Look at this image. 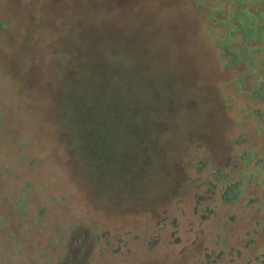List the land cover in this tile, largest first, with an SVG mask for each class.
I'll use <instances>...</instances> for the list:
<instances>
[{
    "label": "rangeland",
    "instance_id": "1",
    "mask_svg": "<svg viewBox=\"0 0 264 264\" xmlns=\"http://www.w3.org/2000/svg\"><path fill=\"white\" fill-rule=\"evenodd\" d=\"M204 20L179 0H0V236L26 255L6 243L0 264L261 263L264 203L248 204L264 197V130L232 96L245 69L222 63L225 29ZM121 77L132 112L107 98ZM90 89L104 94L81 105Z\"/></svg>",
    "mask_w": 264,
    "mask_h": 264
},
{
    "label": "trees",
    "instance_id": "2",
    "mask_svg": "<svg viewBox=\"0 0 264 264\" xmlns=\"http://www.w3.org/2000/svg\"><path fill=\"white\" fill-rule=\"evenodd\" d=\"M181 3L188 4L189 6L194 7V10L202 17H206V20H204L207 31L210 36L215 35L216 30H224V37L221 42V53L220 57L223 60L222 63L228 67L229 64L231 67L237 68H244L245 70L243 72L240 71L239 73V79L236 82L235 90L232 96L235 94L239 95H245V104L241 105L238 109L239 112L244 113L242 116V119L244 121H249L250 119H254L258 122L259 127L257 128L258 134H261V132L264 130V111L261 110L259 106L256 105L257 100H264V0H227V7L225 9L221 7H214V6H207L205 5L206 0H179ZM233 6V8L229 9L230 5ZM225 10V11H224ZM227 11V12H226ZM223 12H226V16L223 18H220L221 14ZM238 37V38H237ZM237 39V40H236ZM226 45H234L235 49H227L225 48ZM239 66V67H237ZM256 75V79L252 82H249V76ZM135 77V76H134ZM120 78V84L126 86L124 90L120 91L121 98L117 96H113L112 92H108V96H112L114 100L110 99V101H120L123 106L125 107V110L127 112H132L134 108H136V78ZM250 86V89L248 92L242 91L244 87ZM113 88L110 87L105 91L112 90ZM103 91L100 89H90L87 94L80 93L78 97H76V100L81 105H85L86 102L92 103V100L98 99L97 97L99 94L102 96ZM249 108L247 105H250ZM92 105V108L96 107ZM117 107H113L110 111L104 113L103 116L111 119L112 117H119V114H117V110H115ZM78 107L75 110L74 113H70L73 118L79 117ZM162 120H159V123L156 126V132L161 133L162 132ZM136 124L132 120H128L122 123V130L129 134L136 133ZM110 132L114 131L115 129L113 127L108 128ZM105 130V131H107ZM108 132V131H107ZM77 133V140L78 142L82 143V135L78 130H76ZM78 149L81 151L80 145L78 146ZM252 153H241V158L244 160V163H247V159L251 157ZM208 161V159L206 160ZM204 166V165H203ZM200 167V166H199ZM198 167V172L201 170L202 167ZM211 172H213L212 177L214 179H221L220 172H218L215 169H212ZM218 173V175H217ZM254 174V173H253ZM219 177V178H218ZM225 181L227 180L225 177L222 178ZM223 180V181H224ZM263 187L264 190V179L262 182H260V185ZM237 193V189L234 187L233 192ZM233 200L232 195H228L226 198H224L223 201ZM248 203V202H247ZM264 203V197H255L252 201H249V206L252 207L254 213H258V208H253L255 204H263ZM21 205V201L17 203L16 207H19ZM260 205V206H261ZM6 218L4 215L0 216V221L5 220ZM37 219L40 220V215L37 217ZM3 227V225L1 224ZM27 226V225H26ZM264 226V225H263ZM30 234H33L34 229L30 230ZM5 235V234H4ZM6 236L2 238L0 236V251L2 247L9 243L11 248V245H13L12 249L13 252H16V256L25 255L24 246H21L18 244L16 240H14L13 233H9ZM23 237V236H22ZM195 244V242L191 243L190 248ZM188 247H184L182 251L179 253V255L187 254ZM201 254H203L204 259L207 260L206 255V248L199 246ZM6 255H12V251H8ZM39 255V254H38ZM36 254V259L37 256ZM26 256V255H25ZM30 257V256H29ZM182 259V258H180ZM190 260V259H189ZM10 262L11 260L8 259ZM201 263V261H200ZM7 264V263H6ZM26 264V263H22ZM264 264V263H260Z\"/></svg>",
    "mask_w": 264,
    "mask_h": 264
},
{
    "label": "flooded vegetation",
    "instance_id": "3",
    "mask_svg": "<svg viewBox=\"0 0 264 264\" xmlns=\"http://www.w3.org/2000/svg\"><path fill=\"white\" fill-rule=\"evenodd\" d=\"M212 175H213V172L210 171L209 176L212 177ZM223 177H225V175ZM234 187L235 186L231 183L229 185H227V187H226L227 189H226L225 193L223 194L222 198L224 199L228 195H232V198H236L237 193L235 192V190L233 192ZM263 247H264V241H263ZM259 258H261V260L263 259L261 262L264 263V253ZM255 259H258V257H255Z\"/></svg>",
    "mask_w": 264,
    "mask_h": 264
}]
</instances>
